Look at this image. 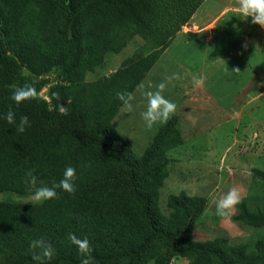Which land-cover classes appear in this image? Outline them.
Masks as SVG:
<instances>
[{"label": "trees", "instance_id": "obj_1", "mask_svg": "<svg viewBox=\"0 0 264 264\" xmlns=\"http://www.w3.org/2000/svg\"><path fill=\"white\" fill-rule=\"evenodd\" d=\"M204 1L0 0V264H37L30 243L40 238L55 249L45 264H80L70 234L89 241L93 264H170L173 254L189 257L188 264H264V238L254 254L224 237L193 239L205 197L172 193L169 213L161 211L167 153L182 143L177 114L142 154L113 123L123 107L116 93L133 94ZM138 36L139 50L112 74L92 79L104 49L119 53ZM51 72L59 82H49ZM12 84L33 85L38 94L49 85L50 99L17 105ZM10 107L17 123L28 117L25 132L4 118ZM69 166L75 193L57 188V198L34 204L11 197L33 195L24 183L28 171L51 188ZM254 173L264 181V169ZM238 208L236 220L264 226V194L254 207L241 200Z\"/></svg>", "mask_w": 264, "mask_h": 264}, {"label": "rangeland", "instance_id": "obj_2", "mask_svg": "<svg viewBox=\"0 0 264 264\" xmlns=\"http://www.w3.org/2000/svg\"><path fill=\"white\" fill-rule=\"evenodd\" d=\"M211 23L215 25L208 30ZM142 42L135 37L119 53L104 49V65L90 74L92 79L112 74ZM236 68L240 71H233ZM173 73L181 79L169 83L166 77ZM46 76L51 83L60 80L55 72ZM194 77H203V84L194 87ZM162 82L166 84L162 94L176 104L182 143L167 153L169 175L159 191L161 211L169 213L172 193L184 190L203 196L206 206L194 224L193 239L224 237L256 253L264 226L236 220L238 205L230 215L220 217L216 203L233 187L240 189L241 200L251 207L264 194V181L254 173V168L264 169V28L239 16L238 0H205L133 92L134 112L122 107L113 119L138 154L162 124L146 126L141 116L147 107L143 93L156 91ZM49 88L44 85L39 96L50 99ZM31 196L11 195L25 202H31ZM189 261L187 256L173 254L170 264Z\"/></svg>", "mask_w": 264, "mask_h": 264}, {"label": "clouds", "instance_id": "obj_3", "mask_svg": "<svg viewBox=\"0 0 264 264\" xmlns=\"http://www.w3.org/2000/svg\"><path fill=\"white\" fill-rule=\"evenodd\" d=\"M239 16L243 20L251 18L253 24L259 25L264 28V0H238ZM233 71L239 72L238 68ZM181 76L179 73H173L171 76L166 77V80L170 83L173 80H179ZM204 78H193V86L199 87L203 84ZM12 89L11 99L17 104H21L26 100L38 99L39 94L33 85L25 84L19 87L15 84L8 86ZM140 87H143L142 85ZM166 89L165 83H160L157 86L156 91H146L144 96L147 98L146 110L141 112V116L146 123V126L151 129L157 123H167L169 119L173 117L176 112V104L165 98L162 94ZM117 99L122 103L123 109L128 113H133L135 110L133 101L135 99L132 93L117 92ZM59 99V97H58ZM59 112L61 115H67L68 111L65 106L60 103ZM8 124L14 125L15 130L18 133H23L26 130V126L29 124L27 116H22L19 119V123L16 120V114L12 111L11 107L4 115ZM76 169L69 166L64 170L63 178L58 184L53 187L38 186L43 182L38 181L37 176L33 174V171H28L24 178V183L33 189V195L31 196V204L43 203L51 199L58 197L56 191L57 188L73 194L76 191ZM241 202V191L237 187L231 188L223 197H221L216 203V214L220 217H226L231 214L232 210ZM69 239L74 244L81 256L80 264H93L94 258L92 256L93 249L90 246L89 241L78 238L75 234H70ZM30 251L32 253V259L37 264H45L46 261H51L55 254V249L50 243H47L43 238L32 240L30 243Z\"/></svg>", "mask_w": 264, "mask_h": 264}, {"label": "built area", "instance_id": "obj_4", "mask_svg": "<svg viewBox=\"0 0 264 264\" xmlns=\"http://www.w3.org/2000/svg\"><path fill=\"white\" fill-rule=\"evenodd\" d=\"M214 25H215L214 23H211L210 25L207 26V29L211 30L214 27Z\"/></svg>", "mask_w": 264, "mask_h": 264}, {"label": "water", "instance_id": "obj_5", "mask_svg": "<svg viewBox=\"0 0 264 264\" xmlns=\"http://www.w3.org/2000/svg\"><path fill=\"white\" fill-rule=\"evenodd\" d=\"M62 104H66V101H65V100H63V101H62Z\"/></svg>", "mask_w": 264, "mask_h": 264}]
</instances>
